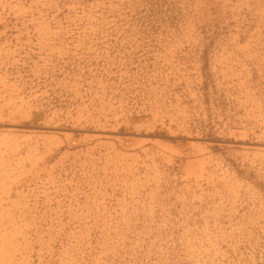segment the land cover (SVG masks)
Wrapping results in <instances>:
<instances>
[{
  "label": "rangeland",
  "instance_id": "rangeland-1",
  "mask_svg": "<svg viewBox=\"0 0 264 264\" xmlns=\"http://www.w3.org/2000/svg\"><path fill=\"white\" fill-rule=\"evenodd\" d=\"M0 264H264V0H0Z\"/></svg>",
  "mask_w": 264,
  "mask_h": 264
}]
</instances>
